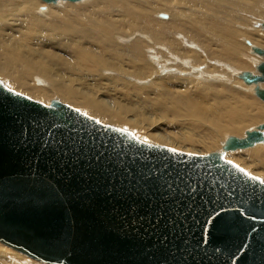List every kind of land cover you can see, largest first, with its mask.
I'll use <instances>...</instances> for the list:
<instances>
[{"label":"water","instance_id":"water-1","mask_svg":"<svg viewBox=\"0 0 264 264\" xmlns=\"http://www.w3.org/2000/svg\"><path fill=\"white\" fill-rule=\"evenodd\" d=\"M256 70L239 78L264 101V62ZM9 89L0 243L46 264H264V181L225 158L264 143V123L194 154Z\"/></svg>","mask_w":264,"mask_h":264},{"label":"bare ground","instance_id":"bare-ground-1","mask_svg":"<svg viewBox=\"0 0 264 264\" xmlns=\"http://www.w3.org/2000/svg\"><path fill=\"white\" fill-rule=\"evenodd\" d=\"M33 1L0 0V18L7 21V23L3 25L2 29H0V51H3L4 54L14 53L18 50H26L42 58V48L45 49L44 46L47 43L53 45L48 47L52 49L57 48L61 51L68 50L70 52L71 50H69V48L73 47L72 53L74 52L75 55L79 56L83 63L87 62L89 59H94L98 64V68L100 66H108L110 70L103 69V71L114 73L117 78L121 79L127 77L125 75L127 74V69L126 71L121 70L120 68L114 67V65L110 64V62L107 61V59L109 58V54H113L114 56L119 55L122 61V66L125 67V65H128L134 67L137 71L140 72H138L139 74L135 76H142V78L140 79L145 80L148 77H144L143 72L139 68V64L144 68L150 67L152 70H150V76H152L154 68L149 65L147 61L148 54L146 53V51L148 52V50H151V46L146 44V41L143 39L134 38L130 40L132 42L131 44H129V47H126L128 49L120 52L115 47L112 41V37L114 35L118 36L116 34L120 33L117 31L120 25L127 24V28L130 33L123 34L126 37H129L137 32H140L142 34H146L145 32H147L151 35V42L153 45L152 56L155 59H158V61L160 62L159 67L161 69L167 71L169 68H179L180 65H177L176 63L180 60H185L184 63L189 64L191 66V69H193L196 73H199L202 77L206 74L205 70L207 68L206 66H202L205 62L202 56L203 54L208 62L213 61V63L219 65V67L222 68V72L225 75L219 77V81H221L222 83H228V77L231 74L232 78L240 80L247 88L248 92H250L252 95L254 94L253 96L260 100L255 94V85H247L239 78V75L245 71L258 74L255 73L257 66L264 62V56H259L254 52V48H261L264 50V40L262 39L264 38V19L255 20L254 23H252V26L246 27L247 25H249L250 20H254L252 17L257 18L263 15V11L258 12L255 10V6L258 5V3L256 2H249L247 0H185L187 5H191V12H193V17L191 18L190 16L189 23L184 24L182 22L184 11L180 13L182 9H179L180 7L178 8L179 2L181 0H177L172 3L173 8L176 10V15L173 17L172 25L166 26L163 23L155 22L150 19V12L152 9H154V5L152 3L153 0H106L105 4L96 3L92 7L88 8H78L73 7V5H63L62 9H54L50 11L49 16L53 17L54 15L59 19H55L54 22L48 24L41 22V20L36 17L37 15L35 10L39 6V3L34 1L36 3L35 5ZM87 1L88 0H81L73 3L64 0H58L56 3H46L41 0V2L46 5H57L58 2L82 4ZM183 1L184 0H182L181 2ZM116 3H121L125 8V16L122 24H115L108 19L107 14L111 7ZM98 9H101V15L99 17H95L94 13ZM44 11H47V8H40V12ZM242 11L249 13L245 14V17L247 19L239 18L240 12ZM37 12H39V10H37ZM161 19L168 20L170 18L169 16L161 15ZM234 21H239L242 24L240 27H238L239 31L234 32L235 35H241V32L244 31H261V37H259L255 33H248L247 36L244 35L247 38L243 37L241 39L242 43H247L248 46H245L249 49L248 53L250 56H242L240 54L242 48L235 44L231 40V38L227 36V34H232V31L229 27L231 25V22ZM214 23H221L225 26V28L216 29L214 28ZM88 27H91L93 29V35L87 33L86 29ZM182 31L187 37H184L183 41L177 39V36L180 35L179 33H181ZM126 37H122L121 39L125 42H128L125 39ZM249 38L251 40H249ZM193 41L194 44L195 42L197 43L195 50L202 51L201 54L185 49L184 46ZM162 47H165V50L167 51L165 59L159 58L158 56L161 53L160 48ZM91 48L96 50V53H94L95 55H91L92 58H89L87 54H91V52L89 51ZM72 53L70 52V54ZM37 63L39 64V62ZM48 64L47 66H42L41 68V71H44L46 74L51 70L50 66L48 67ZM0 76L6 77L8 80H10V83L7 82V86L10 87V89H13V86H16L18 89L25 90L26 92H23L24 95L26 94L34 100L43 102L45 104H49L52 100H54L52 99L51 101H49L48 97L41 90V88L35 87L34 84H26V80H13L11 74L4 70L1 66ZM201 77L195 74L194 78L177 76L156 78L154 81L161 82L157 84L154 93L162 98L166 97L169 100L171 99L178 107L182 109L183 112L179 109L180 112L190 114L192 117H194V119H196V121H199L200 123L209 122L211 124L213 132H215L216 134H239L242 132L247 123H255L264 118V108L256 105L254 101H244V103L239 102L238 112L229 114L230 121H232L233 123L223 125V111L228 109L229 103L231 102V100L236 98V95L231 91H229L227 94L217 93L213 89L214 86L212 85H199L195 78ZM177 86H180L183 91L178 89ZM259 87L264 89V82L259 83ZM71 97L72 96L69 94L66 95V98L68 99ZM211 101L215 103V106L211 105ZM262 102L264 103V101ZM90 113L97 114V112L94 111H91ZM101 121L106 124L104 120ZM263 123L264 120L262 123H258L257 125L247 128L244 132L241 133L242 136L238 138H244L247 131L256 130L257 127ZM134 134L140 140L147 143L155 145L165 144L158 138L149 136V134ZM212 136L214 135L211 134L210 138L212 143H214V138ZM230 136H225L226 139L224 138L225 140H222V144L220 143L221 147L218 149V152H220V150L222 151L223 144ZM149 139L153 140V142L149 141ZM262 145H264V143L256 144L254 147L248 149H239L236 151L226 152L225 158L234 162V152L246 150L249 151ZM248 172L255 176V174L251 173L250 171ZM261 179L264 181L263 178ZM26 257L30 258L29 256ZM22 260V257H18L17 255L0 248V264H29L27 262H22ZM34 261L39 262L37 260ZM39 263L46 264L42 262Z\"/></svg>","mask_w":264,"mask_h":264},{"label":"rangeland","instance_id":"rangeland-1","mask_svg":"<svg viewBox=\"0 0 264 264\" xmlns=\"http://www.w3.org/2000/svg\"><path fill=\"white\" fill-rule=\"evenodd\" d=\"M34 1L39 3V6L35 10L37 15L36 17L39 18L41 22H44L45 24L52 23L55 19H59L57 16L54 15L53 17L49 16V13L54 9H62L63 5H73V7L88 8L92 7L96 3H106V0H88L87 2H84L82 4L58 2L57 5H46L42 3L41 0ZM174 1L177 0H153L152 3L154 5V9H152L150 12V19L155 22L163 23L166 26L172 25L173 17L176 15V10L172 6V3ZM181 1L179 2L178 8L180 7L179 9L182 10L177 11H180V13L184 11L182 22L184 24H188L189 17H193V12H191L192 8L191 5H187L185 0V2ZM247 1L258 3V5L255 6V10L258 12L263 11L262 16L257 18L252 17L254 20H250L249 25L246 26L250 27L252 26V23H254L255 20L264 19V1ZM183 4H186L187 6ZM43 7L47 8V11L40 12V8ZM37 10H39V12H37ZM245 14L249 13L244 11L240 12L239 18L247 19L245 17ZM100 15L101 9L96 10L94 16L99 17ZM107 15L108 19L111 22L115 24H122L125 16V8L121 3H116L111 7ZM161 15L169 16L170 19L162 20L163 18L161 19ZM0 21V29H2L3 25H5L7 21L3 20L2 18H0ZM241 25L242 24L239 21L231 22L229 28L231 29L232 34H227V36H229L235 44L242 48L240 54L242 56H245L249 55V49L245 46L247 45V43H242L241 39L243 37H246L248 33H255L256 35L261 37V31H240L242 33L241 35H235L234 32L239 31L238 27H240ZM214 28L223 29L225 28V26L221 23H214ZM86 31L90 35H93V29L91 27H88ZM117 31L120 33L116 34L118 36L114 35L112 37V41L115 47L120 52L127 50L128 48L126 47H129V44H131L132 42L130 40L134 38L143 39L146 41V44L151 46V50H148V52L146 51V53L148 54L147 61L149 65L154 68L152 76H150V73L152 71L150 67H145V71V68L139 64V68L143 72L144 77H148L145 80L140 79L142 78V76H135L140 73L139 71H137L132 66H122V61L119 55L114 56L113 54H109V58L106 59L108 62H110V64L124 71H126L127 69V74H125L127 77L119 79L115 76L114 73L103 71V69L110 70L108 66H100L98 68V64L94 59H89L87 62L83 63L79 56L75 55L74 52L72 53L73 47L69 48V50H71L70 52L72 53L70 54L68 50L67 52L61 51L57 48L52 49L48 47L53 46L50 43H47L44 46L45 49L42 48V58L26 50H18L14 53L7 54H4L3 51H0V66L11 74L13 80L17 81V79H23L24 81L26 80V84H34L35 87L41 88V90L48 97L49 101H51L52 99H58L63 103L66 102L65 104H69L79 109L83 113L86 112L85 114L87 115L91 114L89 116L96 118L99 121L104 120L106 124L112 126L116 125V127L118 128L129 130L136 134H149V136H154L155 138H158L159 140L165 143L162 145L175 148L184 152L202 155H207L212 152H218V149L221 147L220 145L222 144V140L224 138L226 139L228 135L240 137L242 136L241 133L244 132L247 128L263 122L264 118L255 123L245 122L247 124L243 128L242 132L239 134H216L215 132H213L211 124L209 122L200 123L199 121H196V119H194V117H192L190 114H186L185 112L182 113V109L178 107L174 101H172L171 99L169 100L166 97L162 98L154 93L157 84L161 82L154 80L156 78H167L173 76L194 78L195 74H197L199 77H201V75L191 69V66L189 64H185V60H180L176 63L177 65H180L179 68H169L167 71L161 69L159 67L160 62L158 61V59H155L152 56L153 45L151 42L152 38L149 33L145 32L147 34L146 35L137 32L131 35L133 37H126L123 34L130 33L127 28V24L120 25ZM179 34L180 35L177 36V39L183 41V38L186 37L185 33L182 31ZM122 37H126L125 39L128 42L123 41L121 39ZM262 39L264 40V38ZM249 40L251 39L249 38ZM116 44L120 47H118ZM196 46L197 43L195 42L194 44L193 41L191 43H188L184 47L188 51H195L201 54L202 51L195 50ZM165 49V47L160 48L161 53L158 55L159 58L165 59V55L167 54V51ZM89 51L91 52V54H87V56L89 58H92L91 55H95L94 53H96V50L91 48ZM202 56L205 60L202 66L207 67L205 70L206 74L201 78H195L197 83L201 86L212 85L214 86L213 89L215 90V92L220 94H227L229 91H231L236 95V98L231 100V102L229 103L228 109L223 111V125L233 123L232 121H230L229 114L233 112H238L239 102L244 103V101H254L256 105L261 108H264V103L258 100L255 96H253L254 94L252 95L250 92H248L247 88L243 85L240 80L232 78L231 74L228 77V83H222L221 81H219V77L225 75L222 72V68H220L219 65L213 63V61L208 62L203 54ZM37 62H39V64ZM47 64L48 67L50 66L52 71L50 70L46 74L44 71H41V68L42 66H47ZM255 73H258L257 70ZM0 80L6 86L7 82L10 83V80L3 76H0ZM13 87V90L15 89L21 91L19 92L21 94H24L23 92H26L25 90L18 89L16 86ZM177 88L183 91L180 86H177ZM68 94L72 96L69 99L66 98V95ZM211 105L215 106V103L211 101ZM179 109L182 112H180ZM91 111L97 112V114H92L90 113ZM211 134L215 136H212L214 138V143H212L211 141ZM149 141L153 142V140L151 139H149ZM233 154V159L236 164L241 166L244 170L246 169V171L248 170L251 173L255 174V176L257 175L258 177L260 176L264 179V145L259 146L255 149H251L249 151L246 150L234 152ZM0 248L11 252L17 255L18 257H22V262H27L29 264H41L14 250L3 246L2 244H0Z\"/></svg>","mask_w":264,"mask_h":264},{"label":"snow or ice","instance_id":"snow-or-ice-1","mask_svg":"<svg viewBox=\"0 0 264 264\" xmlns=\"http://www.w3.org/2000/svg\"><path fill=\"white\" fill-rule=\"evenodd\" d=\"M0 83H2V82H0ZM9 91H11V90L9 89ZM241 171H243V169H241Z\"/></svg>","mask_w":264,"mask_h":264}]
</instances>
